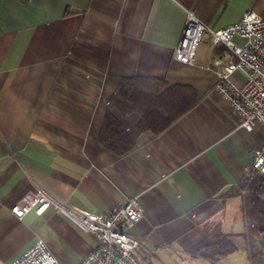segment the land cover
I'll return each instance as SVG.
<instances>
[{
	"label": "crops",
	"instance_id": "1",
	"mask_svg": "<svg viewBox=\"0 0 264 264\" xmlns=\"http://www.w3.org/2000/svg\"><path fill=\"white\" fill-rule=\"evenodd\" d=\"M246 9L264 18V0H0V264L37 239L59 264H78L96 245L59 213L16 218L10 206L35 189L94 213L137 196L143 213L129 231L139 264H249L244 201L227 192L249 171L264 128L244 127L216 91L213 62L228 52L209 33L194 63L174 57L189 12L221 28ZM129 76L188 85L199 99L116 155L99 131ZM214 229L236 246L219 261L200 255Z\"/></svg>",
	"mask_w": 264,
	"mask_h": 264
},
{
	"label": "built area",
	"instance_id": "2",
	"mask_svg": "<svg viewBox=\"0 0 264 264\" xmlns=\"http://www.w3.org/2000/svg\"><path fill=\"white\" fill-rule=\"evenodd\" d=\"M205 33L211 35L213 46H224L228 52L225 60L216 58L213 62L216 91L241 117L244 127L257 124L264 128V18L246 9L237 21L212 28L189 12L174 57L182 63H194L196 47ZM234 37L244 39V43H235ZM235 71L245 77L240 84L232 80ZM250 169L264 174V144L252 151ZM30 211L45 218L59 213L95 237L96 245L78 264H139L134 253L139 238L129 231L143 213L137 196L104 213H94L35 189L25 192L10 206V212L18 219ZM10 264L59 263L48 245L37 239Z\"/></svg>",
	"mask_w": 264,
	"mask_h": 264
},
{
	"label": "trees",
	"instance_id": "3",
	"mask_svg": "<svg viewBox=\"0 0 264 264\" xmlns=\"http://www.w3.org/2000/svg\"><path fill=\"white\" fill-rule=\"evenodd\" d=\"M188 85L169 84L146 76L123 77L108 100L99 141L116 155L124 154L144 131L159 133L198 101ZM244 201L249 264H264V174L253 169L228 192ZM236 249L228 234L214 229L200 255L219 261Z\"/></svg>",
	"mask_w": 264,
	"mask_h": 264
}]
</instances>
